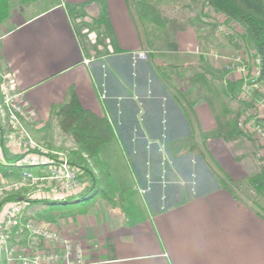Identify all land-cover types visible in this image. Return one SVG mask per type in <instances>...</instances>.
Segmentation results:
<instances>
[{"label":"crops","instance_id":"0c3cea01","mask_svg":"<svg viewBox=\"0 0 264 264\" xmlns=\"http://www.w3.org/2000/svg\"><path fill=\"white\" fill-rule=\"evenodd\" d=\"M175 21L148 33L144 46L128 0H52L31 14L13 8L0 25V73L36 117L30 135L72 97L110 124L114 139L101 158L123 198H98L88 215L58 225L87 258L264 264V217L255 206L262 200L241 183L259 171L254 143L236 126L237 85L227 89L203 53L233 48L207 25Z\"/></svg>","mask_w":264,"mask_h":264},{"label":"built area","instance_id":"2783aa9c","mask_svg":"<svg viewBox=\"0 0 264 264\" xmlns=\"http://www.w3.org/2000/svg\"><path fill=\"white\" fill-rule=\"evenodd\" d=\"M233 29V24L217 16L216 36H233L237 49L203 53L223 70L226 82L237 85L241 112L236 126L254 143V158L258 167H264V98L257 94L261 59L236 39ZM138 57L145 59L146 54ZM35 120L23 92L15 88L8 73H0V167L18 168L15 175L0 170V202L19 194L17 201L0 208V264H101L87 258L81 243L60 226L27 212L31 201H65L78 198L86 189V182L79 178L82 171L71 161V151L52 148L30 135L27 127ZM26 168L36 171L28 173Z\"/></svg>","mask_w":264,"mask_h":264},{"label":"trees","instance_id":"16d2710c","mask_svg":"<svg viewBox=\"0 0 264 264\" xmlns=\"http://www.w3.org/2000/svg\"><path fill=\"white\" fill-rule=\"evenodd\" d=\"M128 3L138 20L144 46L151 43L149 35L153 36L156 31L166 29L175 20L181 21L180 27L182 28L198 29L200 25H207L215 33L216 17L221 16L224 22L240 28V32L236 33L237 38H235L248 41L253 51L260 57L259 81L264 82V0H174L171 8L161 4L160 0L156 2L153 0H128ZM179 3L183 4L173 10V7ZM10 8V0H0V25L8 18ZM209 10L212 11L211 14H209ZM185 12L189 16L185 17ZM222 39L228 42L233 50L237 49L233 42V36L222 37ZM213 77L215 80H222V76L213 75ZM227 85V89L230 91L236 89L233 86L234 83ZM52 118L61 135L74 144V149L70 153L71 161L82 171L79 178L87 181L86 190L78 198L72 197L63 202L31 201L29 206L48 204L68 207L84 201L90 203L97 197L113 204L117 200L115 198H123L122 194L116 190L101 158L103 147L114 139L106 116L95 115L83 108L80 102L72 97L52 109ZM6 160L15 162L16 159L6 158ZM0 170L5 174L15 175L18 172V168L13 166H9L7 169L0 167ZM219 171L214 170L220 181L224 182ZM241 183L262 200L261 205L255 203V206L258 213L264 217V167H259V171L254 177ZM18 198L19 194L7 197L0 202V208L2 204L17 201ZM39 216L53 224H56L59 219L66 218L65 213L59 214L51 211Z\"/></svg>","mask_w":264,"mask_h":264},{"label":"rangeland","instance_id":"374dc122","mask_svg":"<svg viewBox=\"0 0 264 264\" xmlns=\"http://www.w3.org/2000/svg\"><path fill=\"white\" fill-rule=\"evenodd\" d=\"M145 1H151V0H145ZM153 1L156 2L157 0H153ZM173 1L172 0H160L161 4H164V5L166 4L170 8L172 7ZM45 2L51 3L52 0H43V2H41V3L38 0V2L35 4L31 3V2H27V0H25V1L24 0H10V6H11L10 12L14 8V9H18V10L23 9L26 13L31 14V13H34L35 11H37L39 9V7H41ZM181 4H183V3H179L178 5H175V7H173L174 8L173 10L180 7ZM209 14H211L210 11H209ZM173 15H174V13H173ZM184 15H185V17L189 16L186 12L184 13ZM233 30H234V34L240 32V28L238 26H235V25H234ZM219 39H222V38L219 37ZM241 41L244 43V46L250 47L252 49V47L249 45L248 41L243 40V39H241ZM216 51H218V50H216ZM257 94H258V96H262L264 98V95L262 93H260L259 90H258ZM234 96L235 97L233 100H237V97H236L237 93L234 94ZM31 134H32L31 136L38 142H41L44 144H49V143L53 142L54 146H51L52 148H61V149H66V150L72 151L71 146L63 144V142H62L63 138L60 135V131H59L58 127L55 125V122H51V123L49 122L47 124L46 128L44 127L42 130H40L37 133V135L32 133V131H31ZM25 171L28 173H34L36 170L26 168ZM80 180L82 182H85L84 179H82V178H80ZM97 200H98V197H97V199H94V201H92L90 203H88L87 201H84V202H80L78 204L69 205L68 207H60L59 205H48V204H33V205H30L28 207L27 212L29 214H31L32 216H35L38 218H41V216H39V215H44L45 212H49V211H51L53 213H59V214L65 213L66 218L65 219L64 218L59 219L56 222L57 225H60L61 221L68 220L73 215H76L78 211H81L84 215H88V213L93 208V206L95 205V202H97ZM59 202H63V201H59ZM262 203L263 202H261V204Z\"/></svg>","mask_w":264,"mask_h":264}]
</instances>
